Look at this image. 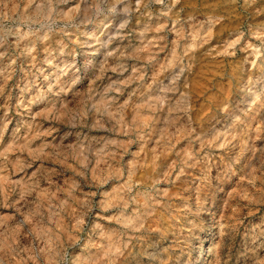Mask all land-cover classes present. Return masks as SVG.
<instances>
[{
    "label": "rangeland",
    "instance_id": "obj_1",
    "mask_svg": "<svg viewBox=\"0 0 264 264\" xmlns=\"http://www.w3.org/2000/svg\"><path fill=\"white\" fill-rule=\"evenodd\" d=\"M0 264H264V0H0Z\"/></svg>",
    "mask_w": 264,
    "mask_h": 264
}]
</instances>
